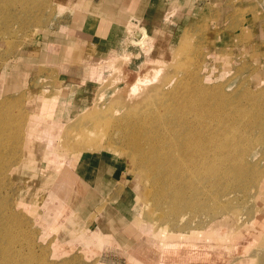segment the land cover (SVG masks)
<instances>
[{
	"label": "rangeland",
	"instance_id": "374dc122",
	"mask_svg": "<svg viewBox=\"0 0 264 264\" xmlns=\"http://www.w3.org/2000/svg\"><path fill=\"white\" fill-rule=\"evenodd\" d=\"M58 7L54 0H0V264L95 260L85 246L87 229L72 239L58 237L64 219L50 207L57 192L52 191L40 208L19 202L20 184L11 170L27 132L51 139L45 156L57 169L71 155L76 162L85 148H108L126 160L144 222L141 237L160 247L152 236L158 232L167 240L165 246L171 242L176 249H183V239H190L186 242L195 245L189 248L194 251L179 253L197 257L195 264H264V80L255 78L257 68L264 72V64L243 57L236 64L227 63L216 49L218 43L211 48L208 43L209 33L218 28L202 24L186 31L175 51L154 58L155 41L147 27L131 20L119 55L104 68L105 78L83 88L81 96L75 93L81 97L80 108L66 122H57L51 116L52 101L47 100L32 121L23 98L1 96V78L7 61L65 8ZM138 32L145 37L143 42L135 37ZM165 123L176 130L169 133ZM180 124L185 132L178 130ZM189 136L201 138L205 150L200 156L179 154L176 144ZM210 147L215 148L214 159L206 156ZM201 166L212 171L196 174ZM207 255L208 260L200 259Z\"/></svg>",
	"mask_w": 264,
	"mask_h": 264
},
{
	"label": "crops",
	"instance_id": "0c3cea01",
	"mask_svg": "<svg viewBox=\"0 0 264 264\" xmlns=\"http://www.w3.org/2000/svg\"><path fill=\"white\" fill-rule=\"evenodd\" d=\"M54 4L65 8L7 61L1 78V96L23 98L31 120L48 100L52 119L66 122L80 108V91L105 78L104 68L119 55L131 20L147 27L155 41L154 58L175 51L182 35L202 24L218 28L209 33L208 43L210 48L218 43L216 49L227 63L236 64L243 57L246 62L264 64V0H54ZM255 74L264 80L263 70L257 68ZM47 150L46 139L27 132L11 171L14 182L20 184L21 203L40 208L52 191L63 196L65 217L57 228L60 239L64 235L72 239L87 229L90 237L84 244L95 259L92 264L184 263L177 254L167 252L171 245L165 246L158 232L152 236L160 247L140 236L144 222L139 219L138 195L126 160L108 148H85L70 175L61 179V171L46 161ZM184 261L199 260L185 257Z\"/></svg>",
	"mask_w": 264,
	"mask_h": 264
},
{
	"label": "bare ground",
	"instance_id": "6f19581e",
	"mask_svg": "<svg viewBox=\"0 0 264 264\" xmlns=\"http://www.w3.org/2000/svg\"><path fill=\"white\" fill-rule=\"evenodd\" d=\"M137 35V33L135 34V37H137L136 36ZM144 36H145V34H144ZM138 39H141V41L143 42L144 41V38L145 37H143V34H142V37H141V33H139V35H138V37H137ZM137 39V40H138ZM146 45V44H145ZM144 45V46H145ZM145 49L147 50V51H149L150 49H151V47L147 44L146 46H145ZM178 55H179V53H178ZM143 87H145L144 85H142ZM143 87H141V90L143 89ZM137 89H139L138 87H137ZM137 89H136V92H137ZM140 90V89H139ZM138 90V91H139ZM140 90V91H141ZM144 90V89H143ZM134 91V90H133ZM140 91L139 92H137L139 95H140ZM135 92V93H136ZM144 92V91H143ZM143 92H141V93H143ZM155 92H157V91H155ZM134 92H132L131 93V95H136V96H139L138 94H133ZM210 93V92H209ZM119 96V95H118ZM149 97V96H148ZM145 100V99H144ZM138 105V104H137ZM1 106V105H0ZM94 107V106H93ZM92 108V107H91ZM159 110V109H158ZM143 111H145V110H143ZM127 113H129V112H127ZM145 113V112H144ZM138 115V114H137ZM128 116V115H127ZM130 117H132V116H130ZM138 117H139V115H138ZM136 118H137V116H136ZM140 118V117H139ZM195 118V117H194ZM95 119V118H94ZM127 119V118H126ZM142 119H144V118H142ZM35 120V119H34ZM134 120H135V118H134ZM145 121L143 122V120H142V122H143V124L145 123H147V124H149L148 123V120L147 119H144ZM33 121V120H32ZM32 121H30L31 123H32ZM130 121H131V119H130ZM129 121V122H130ZM158 122V121H157ZM154 124V123H153ZM157 124V123H156ZM64 125V124H63ZM152 125V124H151ZM162 125V124H161ZM165 126V128L167 129V131L169 132V133H172L173 132V130H176L175 128H173V126L169 123V125H167L166 123L164 124ZM159 126V125H158ZM146 127V126H145ZM151 127V126H150ZM163 127V126H162ZM62 128V127H61ZM155 128V127H154ZM164 128V129H165ZM180 128H181V131H184L183 129H182V127H181V124L179 125V129L178 130H180ZM119 129V128H118ZM148 129V128H147ZM151 129V128H150ZM205 130V129H204ZM28 131L29 132H31L32 131V127H29V129H28ZM38 131V130H37ZM62 131V130H61ZM166 131V132H167ZM149 132V131H148ZM167 132V133H168ZM185 132V131H184ZM39 133V132H38ZM131 134V133H130ZM164 134V133H163ZM166 134V133H165ZM34 135H36V133L34 134ZM43 135V134H42ZM52 135V134H51ZM59 135H61V134H59ZM128 135V134H127ZM132 135V134H131ZM44 137V136H43ZM151 137H152V135H151ZM135 138V137H134ZM170 140H172V139H170ZM47 142H48V145L50 144V143H52L51 142V139L49 138L48 140H47ZM161 143V142H160ZM68 144V143H67ZM65 145H66V143H65ZM170 145V147H172L173 146V144H169ZM179 145H180V147H179ZM203 145V142H201V138H198L197 136H189L188 137V139L187 140H185V141H183L182 143H178V144H176V146H177V148H178V150L180 151L179 152V154L181 155V154H190L191 155V157L192 158H194V157H196L197 155H201L203 152H204V150H202V148H201V146ZM67 146H69V145H66V147ZM194 146V148H192L191 150H190V148L191 147H193ZM153 147H154V145H153ZM155 147H156V145H155ZM3 148V147H2ZM215 149V148H214ZM212 147H210L209 148V150H208V152H206V156H207V158L208 159H214V156H215V150H214ZM6 150H7V148H6ZM217 151V150H216ZM226 151V150H225ZM224 153V152H223ZM59 154V153H58ZM69 155V154H68ZM67 155V156H68ZM173 155V154H172ZM204 155V154H203ZM202 155V156H203ZM209 155L210 156H212V157H209ZM69 157V156H68ZM205 157V156H204ZM71 158H74L75 159V157H72V155H71ZM71 158H68L66 161H65V165L63 166V167H58V170H60L61 171V175H59V176H61L60 178L61 179H63V177H65L68 173H69V171H70V169H72V168H74V166H75V163L76 162H74ZM198 158V157H197ZM226 158V157H225ZM58 159V158H57ZM5 162V161H4ZM48 162V161H47ZM59 162V161H58ZM0 164H2V163H0ZM6 164V163H5ZM6 165H8V162H7V164ZM10 165V164H9ZM11 166V165H10ZM209 168V167H208ZM212 168V167H211ZM202 170V171H201ZM200 171V172H199ZM212 171V170H211ZM210 171V172H211ZM196 174L197 173H201L202 172V174L204 173V172H206V167H204L203 166V168H202V166L200 167V168H197L195 171H194ZM207 172H208V170H207ZM206 172V173H207ZM210 172H208V173H210ZM194 173V174H195ZM207 173V174H208ZM7 174V173H6ZM9 174V173H8ZM74 174V173H73ZM198 175H200V174H198ZM5 176V175H4ZM12 176V175H11ZM58 176V177H59ZM195 176V175H194ZM209 176V175H208ZM212 176V175H211ZM1 177V176H0ZM57 177V178H58ZM210 177V176H209ZM3 178V177H2ZM74 178V177H73ZM200 178V177H199ZM206 178H207V175H206ZM3 179H5V178H3ZM2 179V180H3ZM205 179V178H204ZM208 180V179H207ZM3 181H5V180H3ZM10 181V180H9ZM66 181V180H65ZM68 181V180H67ZM224 181V180H223ZM57 182V181H56ZM199 182V181H198ZM9 183V182H8ZM209 183V182H208ZM212 183V182H211ZM193 184V183H192ZM1 185V184H0ZM6 185H8V184H6ZM67 186V185H66ZM193 186V185H192ZM194 186H198L197 184L196 185H194ZM213 186V185H212ZM5 187V186H4ZM11 187V186H10ZM58 187V186H57ZM0 188H1V186H0ZM196 188V189H195ZM195 188H193V189H195V190H197V187H195ZM184 189V188H183ZM1 190V189H0ZM201 192V191H200ZM52 193V192H51ZM54 193V192H53ZM183 193H184V191H183ZM227 193V192H226ZM230 193V192H229ZM54 195V194H53ZM184 195V194H183ZM212 195H213V193H212ZM62 196V195H61ZM61 196H57V198H56V200L50 205V207L52 208V211H54V212H59V214H60V216L62 217V220L64 219V213H62V212H64L63 210L65 209V202L63 201V196H62V198H61ZM197 196V195H196ZM6 197V196H5ZM4 197V198H5ZM200 197V196H199ZM186 198V197H185ZM196 198V197H195ZM66 199V198H65ZM229 199V198H228ZM4 200V199H3ZM185 201H186V199H184ZM196 200V199H195ZM189 202L191 201V200H188ZM187 201V202H188ZM184 202V201H183ZM185 203V202H184ZM193 203V202H192ZM67 204V203H66ZM190 203H188V205H189ZM71 205V204H70ZM193 206V205H192ZM188 207V206H187ZM189 208V207H188ZM191 208V207H190ZM197 235V234H196ZM201 235V234H200ZM202 235H204V233L202 234ZM164 236V235H163ZM163 236H161V237H163ZM197 237H201V236H198L197 235ZM204 237V236H203ZM165 238V237H164ZM163 238V239H164ZM206 238V237H205ZM212 238V237H211ZM170 239V238H169ZM168 239V240H169ZM172 240H173V237L171 238ZM172 240H170V241H172ZM194 241H195V239H193ZM197 240V239H196ZM207 240H210V238L209 239H207ZM211 240H213V239H211ZM167 241V240H166ZM165 240H164V242H166ZM169 241V242H170ZM175 241V240H174ZM189 242L190 241V239L189 240H184L183 239V241L182 242H184L185 244L182 246V247H184L183 249H177L175 252V255L177 254L178 256H180L182 259V261L184 262L183 264H185V261H184V258L186 257V256H184L183 254H180L179 253V251H185V252H189V253H191L192 251H194V249H189L190 248V245H191V247L193 248V247H195V245H193V244H190V243H187V242ZM181 242V241H180ZM191 242L192 243H194L193 241H192V239H191ZM195 242H199V240H197V241H195ZM171 244V242L170 243H168L167 242V244H166V246H169ZM176 244V243H175ZM178 244H179V242H178ZM242 244L243 243H241L240 242V244H239V249H241V246H242ZM171 247H174L173 245H171L170 246V248L168 247V249H170L171 251H173L174 249H172ZM175 247H180V246H178V245H176ZM185 247H187V248H185ZM219 247V246H218ZM167 248V247H166ZM231 249V248H230ZM170 250H167V252H169L170 254H173V253H171L170 252ZM224 251V250H223ZM227 251V250H226ZM187 255H188V253H187ZM190 255V254H189ZM192 255V254H191ZM194 256V255H193ZM208 257H203V260H208V258H209V256L210 255H207ZM189 257V256H188ZM187 257V258H188ZM194 258V257H193ZM201 258V257H200ZM194 260L196 261V260H199L197 257L196 258H194ZM181 261V262H182ZM207 262V261H206ZM181 264V263H180Z\"/></svg>",
	"mask_w": 264,
	"mask_h": 264
},
{
	"label": "water",
	"instance_id": "95a60500",
	"mask_svg": "<svg viewBox=\"0 0 264 264\" xmlns=\"http://www.w3.org/2000/svg\"><path fill=\"white\" fill-rule=\"evenodd\" d=\"M138 35H139V32L137 33V35H136V36L138 37Z\"/></svg>",
	"mask_w": 264,
	"mask_h": 264
}]
</instances>
